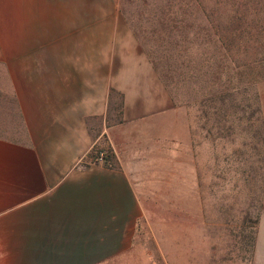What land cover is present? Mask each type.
<instances>
[{"label":"crops","instance_id":"0c3cea01","mask_svg":"<svg viewBox=\"0 0 264 264\" xmlns=\"http://www.w3.org/2000/svg\"><path fill=\"white\" fill-rule=\"evenodd\" d=\"M137 48L119 0H0V264H155L138 144L173 109Z\"/></svg>","mask_w":264,"mask_h":264},{"label":"rangeland","instance_id":"374dc122","mask_svg":"<svg viewBox=\"0 0 264 264\" xmlns=\"http://www.w3.org/2000/svg\"><path fill=\"white\" fill-rule=\"evenodd\" d=\"M119 6L173 109L140 135V247L155 264H264V0Z\"/></svg>","mask_w":264,"mask_h":264}]
</instances>
